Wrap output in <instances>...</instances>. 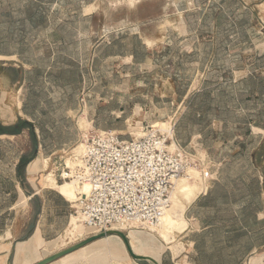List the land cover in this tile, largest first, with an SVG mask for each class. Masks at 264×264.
Segmentation results:
<instances>
[{
  "label": "rangeland",
  "instance_id": "rangeland-1",
  "mask_svg": "<svg viewBox=\"0 0 264 264\" xmlns=\"http://www.w3.org/2000/svg\"><path fill=\"white\" fill-rule=\"evenodd\" d=\"M15 5L22 7L14 10ZM15 19L22 21L23 41L0 42V52L21 46L24 60L36 66L22 93L29 100L27 112L37 115L38 103L50 101L41 125L48 130L46 143L61 146L53 155L36 154L29 163L34 139L23 128L27 152L17 170L23 200L38 188L64 198L59 189L42 188L63 153L57 150L69 153L106 126L118 127L114 130L125 137L141 135L142 126L174 127V137L188 144L199 133L212 138L220 130L215 122L223 121L221 131L232 141L242 132L264 140V130L256 128H264V0H0V36L4 21ZM53 54V61L39 57ZM17 74L7 71L11 79ZM66 108L69 117L63 114ZM241 116L257 124L246 127L238 121ZM249 144L253 147L254 139ZM261 149L257 161L264 163V141ZM190 176L188 183L202 192L207 185L202 174L191 171ZM177 202L171 206L177 221L171 240L153 238L160 243L158 259L162 253L177 257L182 252L180 237L191 202ZM70 205L67 219L57 220L59 230L40 249V260L89 236L90 228L71 217ZM18 209L25 210V204ZM73 221L80 230L70 235ZM136 229L137 236L150 233L147 227ZM102 240L81 248L76 264L118 263ZM135 251L143 254L139 247Z\"/></svg>",
  "mask_w": 264,
  "mask_h": 264
},
{
  "label": "crops",
  "instance_id": "crops-1",
  "mask_svg": "<svg viewBox=\"0 0 264 264\" xmlns=\"http://www.w3.org/2000/svg\"><path fill=\"white\" fill-rule=\"evenodd\" d=\"M14 7V10H20L22 6ZM21 23L18 19L5 20L0 42L21 43ZM0 56V61H6L0 63L3 70L0 73V81L3 83L0 86V264H8L11 254L12 264H19L21 259L23 264H34L40 260V250L38 256L23 259L22 253L27 244L35 239L42 241L40 249L46 246V240L60 228L57 220L67 219L69 203L66 198L50 191L45 193L40 188L39 192H28L23 200L22 179L17 177V170L20 173L27 152L22 142L23 128H29L32 135L30 138L34 139V151L29 163L35 158L37 148V154H43L52 153L61 146L46 143L48 130L41 125L42 114L51 102L43 100L38 103L37 115L30 114L29 117L27 112L29 100L22 93L28 88L30 75L36 66L24 60L21 46L20 50L14 52H0ZM39 57L53 61L55 55ZM50 68L53 66L47 67ZM10 69L18 73L15 79L7 75ZM70 113L69 108L63 110L66 117ZM240 120H243L246 127L257 124L252 117L241 116ZM215 123L219 124L220 130L212 138L206 139L205 134L199 133L193 135L188 144L179 141L183 145L194 146L208 156L212 161V175L204 190L185 211L187 227L180 237L182 252L177 257L172 252L168 256L162 253L159 259L157 255L156 259L161 264H249L256 258L264 257V163L257 161L263 137L253 136L254 132L252 136L242 132V136L238 135L236 139L243 141L235 137L232 141L221 131L222 123L225 122ZM115 128L118 127L111 129ZM119 128L124 130V125ZM256 128L264 130L259 125ZM248 139H254L253 147L248 145ZM237 142L240 144L238 147L234 144ZM37 201L40 206L36 209L34 203ZM22 204H25V210L18 209ZM22 219L26 220L22 222ZM104 238L96 241H103ZM79 251L50 264H76V260H81L75 257ZM131 257L108 264H153L133 257L132 262Z\"/></svg>",
  "mask_w": 264,
  "mask_h": 264
},
{
  "label": "built area",
  "instance_id": "built-area-1",
  "mask_svg": "<svg viewBox=\"0 0 264 264\" xmlns=\"http://www.w3.org/2000/svg\"><path fill=\"white\" fill-rule=\"evenodd\" d=\"M169 132L147 125L141 135L125 137L103 129L86 135L69 153L58 149L63 153L54 162L57 182L70 181L77 188L75 200H67L71 217L91 228V235L155 226L170 207L178 180L193 170L210 180L208 156Z\"/></svg>",
  "mask_w": 264,
  "mask_h": 264
},
{
  "label": "bare ground",
  "instance_id": "bare-ground-1",
  "mask_svg": "<svg viewBox=\"0 0 264 264\" xmlns=\"http://www.w3.org/2000/svg\"><path fill=\"white\" fill-rule=\"evenodd\" d=\"M160 126L161 125L159 124L158 127H160ZM161 129H163V128H161ZM166 130L170 131L169 133L173 135V127H170L169 129H166ZM48 161H49V159H45V163L49 164ZM192 172H194V170ZM190 174H191V172H190ZM190 177H191L190 175L188 177H183L176 182L175 188H174V190L172 192V196H171V201L173 202V205H170V207L162 214L160 221L157 225L147 227L150 230V233H147L144 235L142 234L141 236L140 235L137 236V234H139V231H136V230H138V229H136V227H134V226L127 227L128 230H127L126 234L131 241L130 244H131L134 251H135L136 247H139V249L142 251L143 254H147V255H150V256L156 258L158 253H159L160 243L155 241V239H153V238H156L157 240H159L156 237V236H158L164 242H169L171 240L172 234L174 232L175 224H177L176 223L177 221L171 215L173 212L172 209L174 207V201H178L177 202L178 204H179V200H184V201L190 203V202H193L201 192L199 189H197L195 184L192 185V184L188 183V179ZM44 180H45L44 182L48 183V185H42V188H50V189H57V190L59 189L58 191L63 195L64 198H66L69 201L75 200L77 188L73 182L66 181L64 183H58L54 171L48 172L44 176ZM85 190H86V188H85ZM180 205H182V204L180 203ZM171 206H172V209H171ZM79 230L80 229H79L78 224H76V222L73 221V224L71 225L69 234L70 235L75 234V233L79 232ZM89 232H90L89 236H91V233H92L91 228H90ZM151 236H153V237H151ZM120 238L121 237L118 235H108V236H105V238H104L105 240H107L108 244L110 245V249L108 251L109 254L112 255L113 260L117 261V262H122L123 259L130 258L128 256L129 252L127 253L125 250V247H126V245H124L125 242L122 238H121L122 240ZM41 244H42V241H36L35 239L31 240L27 244L26 250L22 253L23 259L38 256ZM126 249H127V247H126ZM23 263H24V261L21 259L19 261V264H23ZM253 264H264V257L256 258Z\"/></svg>",
  "mask_w": 264,
  "mask_h": 264
},
{
  "label": "water",
  "instance_id": "water-1",
  "mask_svg": "<svg viewBox=\"0 0 264 264\" xmlns=\"http://www.w3.org/2000/svg\"><path fill=\"white\" fill-rule=\"evenodd\" d=\"M38 152V148L36 149V154ZM35 154V156H36ZM108 235H118L120 236L124 242H125V245L127 247V250L130 254V256H132L135 260H139V261H149L153 264H161L156 258L150 256V255H145V254H138L136 253L131 244H130V241L128 239V236L125 232L123 231H120V230H109L107 232H101L99 234H94V235H91V236H88L87 238L81 240L80 242H77L67 248H64L62 250H59L53 254H50L44 258H42L41 260H39L38 262L34 263V264H50L70 253H73L85 246H87L88 244L100 239V238H103L105 236H108ZM8 264H12V254L8 260Z\"/></svg>",
  "mask_w": 264,
  "mask_h": 264
}]
</instances>
